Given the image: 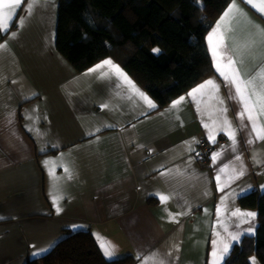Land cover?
I'll return each mask as SVG.
<instances>
[{
	"label": "crops",
	"instance_id": "0c3cea01",
	"mask_svg": "<svg viewBox=\"0 0 264 264\" xmlns=\"http://www.w3.org/2000/svg\"><path fill=\"white\" fill-rule=\"evenodd\" d=\"M58 1L0 0V264L77 231L107 259L222 264L256 231L238 198L264 190V0L227 4L215 73L163 107L111 57L57 51Z\"/></svg>",
	"mask_w": 264,
	"mask_h": 264
},
{
	"label": "trees",
	"instance_id": "16d2710c",
	"mask_svg": "<svg viewBox=\"0 0 264 264\" xmlns=\"http://www.w3.org/2000/svg\"><path fill=\"white\" fill-rule=\"evenodd\" d=\"M230 1L59 0L55 47L77 71L111 57L163 107L215 73L206 34ZM238 205L256 211V231L243 235L222 264H253V258L264 264V190L240 196ZM135 261L107 259L90 231H77L25 264Z\"/></svg>",
	"mask_w": 264,
	"mask_h": 264
},
{
	"label": "built area",
	"instance_id": "2783aa9c",
	"mask_svg": "<svg viewBox=\"0 0 264 264\" xmlns=\"http://www.w3.org/2000/svg\"><path fill=\"white\" fill-rule=\"evenodd\" d=\"M197 156L204 160L212 152V145L208 144L207 141H200L197 146Z\"/></svg>",
	"mask_w": 264,
	"mask_h": 264
},
{
	"label": "rangeland",
	"instance_id": "374dc122",
	"mask_svg": "<svg viewBox=\"0 0 264 264\" xmlns=\"http://www.w3.org/2000/svg\"><path fill=\"white\" fill-rule=\"evenodd\" d=\"M252 263H253V264H259V263H258V260L255 259V258L252 259Z\"/></svg>",
	"mask_w": 264,
	"mask_h": 264
}]
</instances>
